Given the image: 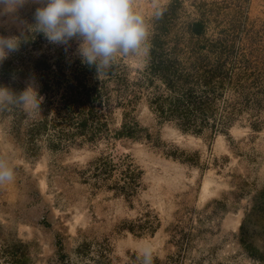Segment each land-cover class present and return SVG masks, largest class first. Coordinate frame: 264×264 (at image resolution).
Listing matches in <instances>:
<instances>
[{
  "label": "rangeland",
  "instance_id": "1",
  "mask_svg": "<svg viewBox=\"0 0 264 264\" xmlns=\"http://www.w3.org/2000/svg\"><path fill=\"white\" fill-rule=\"evenodd\" d=\"M167 5L173 10L165 44L180 50L181 64L203 58L208 65L223 52L217 58L224 65L214 62L226 72L214 124L183 128L158 112L151 95L164 83L138 82L147 56L117 57V77L104 80L108 98L102 95L106 107L99 108L106 123L93 135L83 131L53 144L56 134L49 140L27 130L33 119L56 115L61 87L38 108L0 105V159L15 176L0 184V264L22 248L27 264H143L146 247L152 264H264V0L133 6L150 33ZM41 6L0 2V36L31 31ZM197 19L200 34L189 29ZM203 40L214 41L215 52L199 47ZM21 48L8 54L9 75L1 74L0 61V86L15 94L33 86L40 100L42 69L32 59L48 54L55 67L57 56L81 58L74 40L57 45L44 38ZM15 54L23 57L16 61ZM133 119L134 136L113 134Z\"/></svg>",
  "mask_w": 264,
  "mask_h": 264
},
{
  "label": "trees",
  "instance_id": "2",
  "mask_svg": "<svg viewBox=\"0 0 264 264\" xmlns=\"http://www.w3.org/2000/svg\"><path fill=\"white\" fill-rule=\"evenodd\" d=\"M172 10L173 5L163 6L159 11L160 15L156 16L154 20L149 34L150 50L147 55V63L144 65L143 75L139 77L138 82L141 85L145 80L147 84V80L151 81L156 78L164 83L163 92L158 91L151 95L152 104L164 118H174L183 128H200L207 123L211 126L216 119L222 92L220 85L223 84V74L226 73L214 66V62L220 67L224 65V62L217 58L221 48L217 51V56L211 64L207 65L208 60L205 61L203 58H198V62L194 61L188 66L181 64L180 58L176 57L180 50L175 45L167 46L165 44L167 41L164 39L168 25L166 22H169L171 17L167 13ZM34 14L35 12L33 16ZM189 29L194 34H200L203 32L202 21L198 19L192 21ZM17 36L19 51L25 44L34 46L45 38L42 37L44 36L42 33L33 30H26L23 34L18 32ZM204 40L199 47H209L211 51L215 52V46H211L214 41L206 43ZM15 52H18V49ZM15 56L16 61L23 57L18 54ZM47 56L48 54L44 53L32 59L33 64L42 69L40 70L39 94L43 96L44 100L42 99L40 102L50 103L49 91L54 93L61 87L57 98L59 108H56V115L45 114L43 117L30 121L28 128L26 127L27 130H30L31 134L45 132L49 140L52 133L56 134L53 144H59L61 137L69 138L75 133L88 131V135H93L101 131L106 122L105 119H101L103 111H100L99 108L106 107L105 102L101 103V100L103 101L104 97L107 102L108 98L104 80L117 77L116 64L113 63L111 68L97 72L95 66H88L82 62L81 58L73 57L63 60L57 56L54 60L55 67H50ZM12 58L9 55L1 63V74L4 76L10 74L9 70L14 64ZM101 87L104 89L101 90ZM60 108H63L61 112H59ZM66 121H68V125H64ZM136 124L134 119L124 121L114 129L113 134L134 136ZM22 249L18 253L15 252L14 258L9 264H27L25 251Z\"/></svg>",
  "mask_w": 264,
  "mask_h": 264
},
{
  "label": "clouds",
  "instance_id": "3",
  "mask_svg": "<svg viewBox=\"0 0 264 264\" xmlns=\"http://www.w3.org/2000/svg\"><path fill=\"white\" fill-rule=\"evenodd\" d=\"M3 2V0H0ZM23 3L24 0H19ZM37 7L32 30L52 44L78 43L83 63L96 71L111 68L118 56L146 57L150 50L149 25L134 8V0H34ZM159 12L156 13L158 17ZM16 37L0 36V61L17 50ZM33 86L15 94L0 86V105L19 103L38 108L40 98ZM15 178L14 169L0 159V184ZM143 264H152L150 247L143 250Z\"/></svg>",
  "mask_w": 264,
  "mask_h": 264
}]
</instances>
